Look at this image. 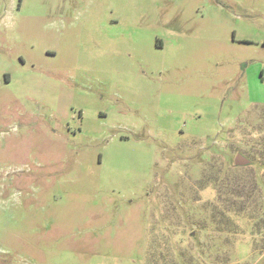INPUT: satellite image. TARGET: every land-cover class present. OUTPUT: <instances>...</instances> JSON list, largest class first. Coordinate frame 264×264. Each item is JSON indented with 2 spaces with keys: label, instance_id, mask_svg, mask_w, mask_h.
Here are the masks:
<instances>
[{
  "label": "rangeland",
  "instance_id": "1",
  "mask_svg": "<svg viewBox=\"0 0 264 264\" xmlns=\"http://www.w3.org/2000/svg\"><path fill=\"white\" fill-rule=\"evenodd\" d=\"M0 264H264V0H0Z\"/></svg>",
  "mask_w": 264,
  "mask_h": 264
},
{
  "label": "water",
  "instance_id": "2",
  "mask_svg": "<svg viewBox=\"0 0 264 264\" xmlns=\"http://www.w3.org/2000/svg\"><path fill=\"white\" fill-rule=\"evenodd\" d=\"M234 163L236 166H247L251 163L250 160H248L247 158H245V156L243 154H238L235 159H234Z\"/></svg>",
  "mask_w": 264,
  "mask_h": 264
}]
</instances>
